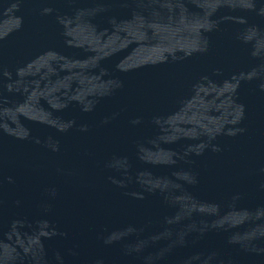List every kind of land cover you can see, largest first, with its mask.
<instances>
[{"label": "water", "instance_id": "1", "mask_svg": "<svg viewBox=\"0 0 264 264\" xmlns=\"http://www.w3.org/2000/svg\"><path fill=\"white\" fill-rule=\"evenodd\" d=\"M0 264H264V0H0Z\"/></svg>", "mask_w": 264, "mask_h": 264}]
</instances>
